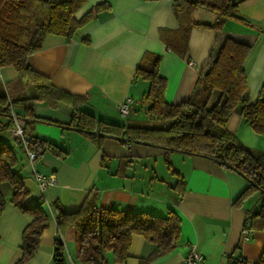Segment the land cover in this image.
I'll use <instances>...</instances> for the list:
<instances>
[{"label":"crops","instance_id":"1","mask_svg":"<svg viewBox=\"0 0 264 264\" xmlns=\"http://www.w3.org/2000/svg\"><path fill=\"white\" fill-rule=\"evenodd\" d=\"M88 14L70 39L47 33L27 62L55 87L84 98L82 108L106 121L144 127L151 121L144 112L147 81L135 74L144 52L160 56L158 69L166 81L164 98L168 103H179L191 95L200 69L226 36L251 45L243 63L250 102L264 84V0L237 3V18L227 19L221 30L191 25L185 47L173 0H86L75 16ZM215 17L214 12L196 6L187 12L185 20L212 24ZM16 76L14 67L0 66V88ZM126 97L133 102L128 116H122L117 106ZM32 111L34 116L67 123L71 107L51 106L44 100L36 101ZM30 124L32 133L66 149L67 154L60 158L46 149L31 165L9 131L0 133L13 146L14 168L29 191L26 201L40 202L48 215L38 247L24 264H55V204L72 211L90 198L102 208L156 215L173 210L180 217L177 245L148 264H184L190 244L202 254V264H234L238 255L256 262L264 251V228H254L247 238L242 237L246 220L258 210L260 192L254 190L235 201L247 181L220 162L108 136L91 139L44 121ZM225 128L244 145L264 151V135L244 120L240 105L234 108ZM34 171L55 180L41 188ZM0 190L6 201L0 214V264H14L20 255L22 230L31 216L10 202L7 183H1ZM152 249L142 235L134 234L123 261H114L111 251L103 256L107 264H139ZM64 259L66 264H79L77 244L68 235Z\"/></svg>","mask_w":264,"mask_h":264},{"label":"trees","instance_id":"2","mask_svg":"<svg viewBox=\"0 0 264 264\" xmlns=\"http://www.w3.org/2000/svg\"><path fill=\"white\" fill-rule=\"evenodd\" d=\"M85 1L0 0V66H12L17 71L16 78L6 81L0 88V133L10 131L13 110L16 116L31 118V122L65 126L91 139L100 140L108 136L210 158L238 172L247 181L246 189L235 201L242 200L254 190L261 193L258 210L246 221L253 230L264 228V151L244 145L225 128L234 108L240 105L244 120L255 132L264 135V84L255 101L250 102L247 96L243 63L251 45L226 36L200 69L191 95L179 103H168L164 98L166 81L159 74L160 56L144 52L135 67L136 76H141L148 84L144 96L148 104L144 112L150 120L161 123L144 127L106 121L82 108L84 98L55 87L47 76L32 69L27 62L28 56L40 49L47 33L63 35L67 39L73 36L92 13L79 18L75 16ZM196 6L214 12V22L206 24L185 20L187 12ZM235 7L231 0H173V10L185 37L184 47L191 25L221 30L227 19L237 18ZM44 100L51 106L71 107L69 121L61 123L34 116L33 104ZM31 122L24 121L23 132L28 148L35 152V160L46 149L57 157H65L66 149L32 133ZM12 139L23 148L18 138ZM15 165L13 146L0 137V184L9 185L10 202L31 216L22 230L20 255L14 263L24 264L38 247L48 215L40 202L26 201L29 191ZM5 204L0 190V214ZM55 209L58 228L54 245L55 264H66L64 239L67 235L77 244L79 264H107L103 256L106 251L112 252L114 261H123L128 256L134 234L142 235L153 245L151 252L139 259V264H148L170 252L180 237V217L173 210H168L165 215H156L146 211L102 208L96 206L94 198L84 200L72 211H65L58 204H55ZM254 264H264V251Z\"/></svg>","mask_w":264,"mask_h":264},{"label":"built area","instance_id":"3","mask_svg":"<svg viewBox=\"0 0 264 264\" xmlns=\"http://www.w3.org/2000/svg\"><path fill=\"white\" fill-rule=\"evenodd\" d=\"M190 63L191 62H189V64ZM132 102L133 99L131 97H126L122 102L118 104L117 108L122 116H128ZM11 115L13 119V125L9 131V135L11 136V138H18L22 142L29 162L31 165H33L35 162V152L28 148L27 141H25L26 138L23 132L24 120L16 116L13 110H11ZM34 176L41 188H43L48 183L54 182L55 180L54 176H44L43 174L35 171ZM251 231L252 229L247 226L246 222L245 227H243L242 229V237L247 238L250 235ZM202 259V254L195 248L193 244H190L187 253L183 257V263L202 264ZM234 264H254V262L245 260L241 255H238L234 260Z\"/></svg>","mask_w":264,"mask_h":264},{"label":"water","instance_id":"4","mask_svg":"<svg viewBox=\"0 0 264 264\" xmlns=\"http://www.w3.org/2000/svg\"><path fill=\"white\" fill-rule=\"evenodd\" d=\"M242 0H231L232 5H236L237 3H239ZM21 119H23L25 122H31L32 119L25 117V116H20Z\"/></svg>","mask_w":264,"mask_h":264},{"label":"rangeland","instance_id":"5","mask_svg":"<svg viewBox=\"0 0 264 264\" xmlns=\"http://www.w3.org/2000/svg\"><path fill=\"white\" fill-rule=\"evenodd\" d=\"M203 21H207V20H205V19H202ZM158 121L157 120H151L149 123H145L146 125H148V126H156V125H158V123H157ZM161 123V121L159 122V124ZM259 195L261 196V194L259 193ZM260 196H259V198H260Z\"/></svg>","mask_w":264,"mask_h":264}]
</instances>
